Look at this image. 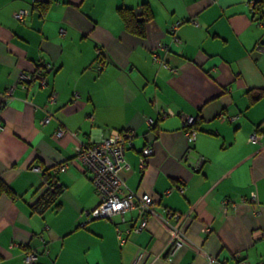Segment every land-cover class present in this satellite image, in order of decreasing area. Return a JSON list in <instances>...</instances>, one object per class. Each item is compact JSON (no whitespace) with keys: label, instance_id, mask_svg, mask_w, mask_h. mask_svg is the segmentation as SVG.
<instances>
[{"label":"crops","instance_id":"1","mask_svg":"<svg viewBox=\"0 0 264 264\" xmlns=\"http://www.w3.org/2000/svg\"><path fill=\"white\" fill-rule=\"evenodd\" d=\"M34 1L0 0V178L15 193L0 195V264H25L27 251L33 264H207L208 254L251 264L243 251L264 241V18L253 20L255 0H49L45 14ZM142 2L153 17L138 37L118 7ZM38 67L46 83L19 80ZM186 116L200 121L190 149ZM120 130L134 133L122 194L147 193L157 214L123 244L116 227L137 226L138 211L87 221L100 195L75 154ZM45 170L63 191L35 210ZM167 210L189 214L185 234L204 253L181 246L166 260Z\"/></svg>","mask_w":264,"mask_h":264},{"label":"built area","instance_id":"2","mask_svg":"<svg viewBox=\"0 0 264 264\" xmlns=\"http://www.w3.org/2000/svg\"><path fill=\"white\" fill-rule=\"evenodd\" d=\"M27 14V10H19L14 13V17L18 20H22ZM157 55H154L156 58ZM100 64L97 65L99 69ZM19 79L23 82H31L33 79V73H21ZM40 79V78H39ZM41 83H46L45 79L41 78ZM14 86L11 85L6 90V95H10L13 92ZM55 100V94L50 95V101ZM194 122V117L186 116L183 119V128L188 141H194L196 136V131L193 129L192 124ZM64 130L58 128L55 132V136L61 137L64 135ZM134 133L130 130H120L113 131L107 137L101 139L99 142L90 145H78L75 149L76 158L83 164L85 171L90 176V181L93 184L95 190L100 195L99 203L93 209L86 211L87 221L91 218H102L106 220H111L112 216L119 214L127 209L137 208L139 215L141 214V222L132 227L131 229H121L116 227V236L120 244H123L131 232L140 231L148 218L145 213H150L149 215H155V211L152 208L153 200L147 193L138 195L132 191L127 194H122V188L124 186L123 179L120 173L125 169H129V165L126 161L125 151L126 145L131 144ZM249 140L257 143L260 141V136L256 133L250 135ZM152 153V148L146 146L142 149V155L140 157V167H144L145 157ZM202 157H199L194 163L193 168H198L201 165ZM38 168L35 167V170ZM59 170L64 171L65 167H60ZM59 185V182L44 184L45 188L54 189L55 186ZM167 190L166 192H169ZM256 199V193H251V200ZM227 207L223 206V212H226ZM167 216L173 217L175 223H170L167 226V231L169 233L168 241L166 243V249H169V255L167 260H172V255L181 246H187L196 252L204 253V250L198 245L191 243L187 238L186 234L183 232L182 225L183 221L188 214L181 217L179 213L167 211ZM209 225H204L202 230L205 232L210 231ZM36 260V254L32 251H27L24 254L23 262L25 264H33ZM207 264H228L225 261H220L219 259L207 255ZM236 264H249L246 260H240ZM264 264V259L258 263Z\"/></svg>","mask_w":264,"mask_h":264},{"label":"trees","instance_id":"3","mask_svg":"<svg viewBox=\"0 0 264 264\" xmlns=\"http://www.w3.org/2000/svg\"><path fill=\"white\" fill-rule=\"evenodd\" d=\"M49 2H50L49 0H45V1L44 0H35L32 3V7L34 10L35 9L38 10L40 12V14H45V11H47V9L49 8ZM250 9H251L252 18L254 21L257 22V21L262 20L264 18V0H255ZM118 14H119L120 19L122 20L124 30L129 34H132V35H135L138 37L145 36L146 23L149 20H151L153 17L152 9L150 8V5L147 2H144V3L142 2L139 5L138 9L133 8V7H128V6L118 7ZM102 54H103L102 52H100L98 54L97 61L102 58ZM43 69L45 70L46 68L38 67L35 71H33V79L34 78H38V79L43 78V75L46 73ZM199 124H200V121L195 120L192 124V127L198 128ZM188 142H189L188 148L190 149V148H192L193 141H188ZM198 168H200V167H198ZM43 177H44V180H43L44 184L47 183L50 185L51 183L58 181L57 178L55 177V175H53L52 171L45 170L43 173ZM62 191H63V185H61V184L55 186L54 189L45 188L43 190V192L39 195V197L32 204V209L42 210V209L46 208L47 206L56 204L60 194L62 193ZM2 193H6V194L10 195L11 197L15 196V193L13 192L10 185H8L2 178H0V195ZM125 194H127V193H125ZM250 198H251V194H250ZM256 200L257 199L252 200V201L256 202ZM229 204L230 203H228L227 201L222 202V212H223V206H226L228 208ZM232 207H234V204H232ZM152 208L154 209L153 203H152ZM134 209L137 210V208H134ZM167 211L179 213L181 215V217H183L184 215L187 214V213L183 214V213H180V212L174 211V210H167ZM223 213L225 214L226 212H223ZM149 214L150 213H145L144 215L149 216ZM139 216L142 217L141 214ZM188 216H189V214H188ZM188 218L189 217H186L184 219V221H186ZM169 221H171V223H175V220L173 217H170ZM184 221H183V223H184ZM183 225H182V229H183V232L185 233ZM204 225H208V224H203L202 227ZM202 227H201V231H203ZM210 231H211V229H210ZM210 231H209V233H210ZM203 232H205V231H203ZM206 233H208V232H206ZM168 237H169V233H168ZM198 246L200 248H202L201 245H198ZM169 253H170L169 249H166V253H165L166 260H167ZM173 255H172V260H173ZM208 255H210V254H208ZM210 256L217 258L214 255H210ZM234 260L236 262H238L240 260H243V258L236 255L234 257ZM167 261H169V260H167Z\"/></svg>","mask_w":264,"mask_h":264},{"label":"rangeland","instance_id":"4","mask_svg":"<svg viewBox=\"0 0 264 264\" xmlns=\"http://www.w3.org/2000/svg\"><path fill=\"white\" fill-rule=\"evenodd\" d=\"M246 252H248L250 255L248 257L250 258L249 261L251 262V264L255 263L264 255V241L257 243V245H254L248 250L243 251V253ZM229 264H236V261L232 257H230Z\"/></svg>","mask_w":264,"mask_h":264}]
</instances>
